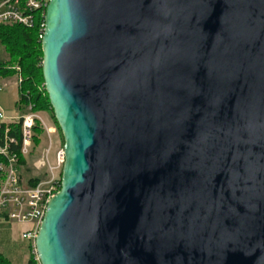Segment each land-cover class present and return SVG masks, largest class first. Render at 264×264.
<instances>
[{
	"label": "water",
	"instance_id": "water-1",
	"mask_svg": "<svg viewBox=\"0 0 264 264\" xmlns=\"http://www.w3.org/2000/svg\"><path fill=\"white\" fill-rule=\"evenodd\" d=\"M42 52L40 264H264V0H51Z\"/></svg>",
	"mask_w": 264,
	"mask_h": 264
},
{
	"label": "built area",
	"instance_id": "built-area-1",
	"mask_svg": "<svg viewBox=\"0 0 264 264\" xmlns=\"http://www.w3.org/2000/svg\"><path fill=\"white\" fill-rule=\"evenodd\" d=\"M51 0H0V25L33 26L34 13L45 11ZM19 71V69H18ZM22 80L17 76L16 85ZM47 137L48 146L40 157V175L24 178L27 160L38 146L36 129ZM18 127V130L17 128ZM56 127H50L30 105L24 113L17 109L15 117H7L0 109V222L33 224L34 229L22 234L32 245V258L40 264L35 251V239L43 221L48 202L60 191L65 163L63 147L54 148ZM25 161L26 164H22Z\"/></svg>",
	"mask_w": 264,
	"mask_h": 264
},
{
	"label": "trees",
	"instance_id": "trees-1",
	"mask_svg": "<svg viewBox=\"0 0 264 264\" xmlns=\"http://www.w3.org/2000/svg\"><path fill=\"white\" fill-rule=\"evenodd\" d=\"M34 15L33 26L0 25V44L5 48L10 58L8 62L0 63V76L10 78L20 75L22 82L18 86V100L16 102V108L19 111L24 113L31 105L35 113H48L57 125L44 89L42 37L45 19L41 12H36ZM16 128L18 130V127ZM36 134L35 144L39 146L42 136V130L39 126L36 129ZM22 164H26V162L23 161ZM0 264H10V262L0 255ZM28 264L36 263L31 257Z\"/></svg>",
	"mask_w": 264,
	"mask_h": 264
},
{
	"label": "crops",
	"instance_id": "crops-1",
	"mask_svg": "<svg viewBox=\"0 0 264 264\" xmlns=\"http://www.w3.org/2000/svg\"><path fill=\"white\" fill-rule=\"evenodd\" d=\"M2 57V58H1ZM10 60L9 55L7 54L5 48L0 44V63H6ZM15 78L14 86L16 87L17 91V100H18V86L17 77H10V78H3L0 76V82L4 85H7V80H11ZM0 96V102L2 103L3 107L5 104ZM16 100V102H17ZM7 110V109H6ZM7 117H11L10 114L5 111ZM41 118L47 123L50 127H57V125L53 122L50 115L48 113L42 112L40 113ZM54 141V148L58 145H63V138L61 132L58 129V133L53 135ZM43 144H47V137L43 136L40 140L39 147L35 150L33 155H40L36 161H33L34 164L32 165L35 169L33 176L36 177L40 175L39 171L42 168L43 164L40 162V157L43 154V150H40V147ZM32 158V157H31ZM28 164V163H27ZM32 164V163H31ZM34 229V225L27 223V224H12L8 222H0V255L4 256L10 264H28L32 257V245L22 239V234L25 232H29ZM26 242V243H25ZM25 243L26 248L23 249V244Z\"/></svg>",
	"mask_w": 264,
	"mask_h": 264
},
{
	"label": "rangeland",
	"instance_id": "rangeland-1",
	"mask_svg": "<svg viewBox=\"0 0 264 264\" xmlns=\"http://www.w3.org/2000/svg\"><path fill=\"white\" fill-rule=\"evenodd\" d=\"M6 82L7 83H5V84H7V85H4L3 84L4 82L3 83L0 82V96H1V98H2V100L4 102V104H5V107H3L2 103L0 102V109L3 110V111L4 110L7 111L10 114L11 117H15V115L17 114V108H16L17 91H16V87L14 86L15 78H13L11 80H7ZM61 147H63V145H58L55 148L60 149ZM46 148H47V144H43L40 147V150H43V149H46ZM39 156L40 155H36L35 154V155L31 156L32 158L30 157L27 160L28 164H27L26 169L24 170V178L25 179H30L31 177H34L33 173H34L35 169H34V167L32 165L34 164L33 161H36V159ZM25 243L23 244V249L24 250L26 248Z\"/></svg>",
	"mask_w": 264,
	"mask_h": 264
}]
</instances>
